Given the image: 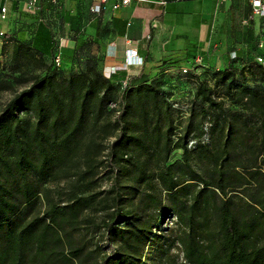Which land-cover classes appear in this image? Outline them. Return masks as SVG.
I'll return each mask as SVG.
<instances>
[{"label": "trees", "instance_id": "16d2710c", "mask_svg": "<svg viewBox=\"0 0 264 264\" xmlns=\"http://www.w3.org/2000/svg\"><path fill=\"white\" fill-rule=\"evenodd\" d=\"M57 51L47 63L16 39L0 63V264H264V91L228 80L231 65L222 95L188 73L202 118L175 133L157 81L119 90L93 62L61 77Z\"/></svg>", "mask_w": 264, "mask_h": 264}, {"label": "crops", "instance_id": "0c3cea01", "mask_svg": "<svg viewBox=\"0 0 264 264\" xmlns=\"http://www.w3.org/2000/svg\"><path fill=\"white\" fill-rule=\"evenodd\" d=\"M28 1L0 0V9L6 7L4 18L0 12V54L11 53L16 39L47 63L59 50L60 76L67 77L90 62L108 73L123 65L127 48H136L143 63L122 67L113 77L131 86L155 80L178 87L175 93L187 81L196 85L180 66L200 75L248 59L264 30V19L253 16L243 0H151L98 15L89 10L91 0H37L35 10Z\"/></svg>", "mask_w": 264, "mask_h": 264}, {"label": "rangeland", "instance_id": "374dc122", "mask_svg": "<svg viewBox=\"0 0 264 264\" xmlns=\"http://www.w3.org/2000/svg\"><path fill=\"white\" fill-rule=\"evenodd\" d=\"M261 26L264 27V21H262ZM260 38V39H259ZM256 43L258 47L248 59L243 61H239L238 63L232 64L231 69L232 73L228 75V80L232 79L239 84H245L247 86L258 85L264 91V73L260 71L257 66H261L264 69V30H261V37H259ZM2 52L4 50L2 49ZM1 52L0 54V63L2 64L3 70L2 73L6 71L10 62H11V53L5 52L4 55ZM261 57L262 61H258L257 58ZM182 67L180 66V73L184 76L189 75L188 67L186 72H182ZM253 72L255 74H253ZM201 78L206 79L208 83L213 87V90L216 92V95H222L223 92V81L219 77L218 70L208 68V71L203 72L199 75ZM263 79V80H260ZM226 80V81H228ZM194 82L187 81L184 83V88H179L181 90L180 93H175V89L178 88L176 86H172L170 88L161 87L167 93H170V103L173 111V115L175 117L174 125H175V133H184V131L189 127V123H192V130L197 132V127L199 125V121L202 118L201 115V104L196 101L193 102V92H194ZM161 83H159L160 85ZM178 86V85H177ZM22 87H18L19 90ZM123 88L120 86L119 90ZM12 96V92L0 90V111L6 101ZM226 103L229 104V101L226 100ZM113 118V117H112ZM114 139V136L108 138L106 143H110ZM181 155L180 149L172 150L169 156V162L175 159H178ZM97 179L99 183V189H107L112 184L113 175L108 173L106 168H102L99 170L97 174ZM95 219L99 220L101 217V213L90 212ZM175 218L173 217H164L162 214L159 216L158 222L155 224L153 232L163 233L168 235L169 230L176 227ZM91 235H87V238H90ZM94 240L99 239V236H94ZM103 241V242H101ZM101 244L105 245V250L110 252V245L107 246L108 241L106 239L101 240ZM175 252V250H173Z\"/></svg>", "mask_w": 264, "mask_h": 264}, {"label": "built area", "instance_id": "2783aa9c", "mask_svg": "<svg viewBox=\"0 0 264 264\" xmlns=\"http://www.w3.org/2000/svg\"><path fill=\"white\" fill-rule=\"evenodd\" d=\"M151 0H91V4L89 6V10L93 14H100L104 12L112 13L115 12L123 7H126L130 5L131 3H141V2H147ZM247 1L251 7V13L253 16L264 19V0H243ZM161 5H166V1H160ZM37 0H29L28 1V8L35 10L36 9ZM5 11L6 7L2 6L0 9L1 12V18L5 17ZM4 33L0 30V35H3ZM60 51L58 50L55 57H54V64L56 67H59L61 64L60 61ZM258 61H262L261 57L257 58ZM143 63L142 58L138 56L137 49L136 48H127L125 50V58L124 63L122 66L114 65L111 67L110 71L106 73L103 71V75L106 78H112L114 74L120 68L127 67L131 65H141ZM187 69H182V72H186ZM120 85L122 88H125L128 83L125 80L120 81ZM111 108L117 109V104L115 102L110 103ZM118 113V111H116ZM195 141L191 140L189 141V146L193 144Z\"/></svg>", "mask_w": 264, "mask_h": 264}]
</instances>
